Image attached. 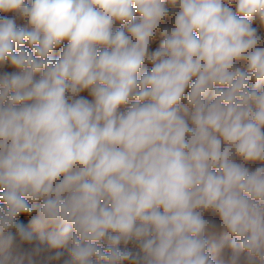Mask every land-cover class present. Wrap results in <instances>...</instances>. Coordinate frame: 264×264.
Returning <instances> with one entry per match:
<instances>
[{
  "label": "clouds",
  "instance_id": "1",
  "mask_svg": "<svg viewBox=\"0 0 264 264\" xmlns=\"http://www.w3.org/2000/svg\"><path fill=\"white\" fill-rule=\"evenodd\" d=\"M254 22L264 0H0V264L60 261L14 252L49 227L63 264H264Z\"/></svg>",
  "mask_w": 264,
  "mask_h": 264
},
{
  "label": "rangeland",
  "instance_id": "2",
  "mask_svg": "<svg viewBox=\"0 0 264 264\" xmlns=\"http://www.w3.org/2000/svg\"><path fill=\"white\" fill-rule=\"evenodd\" d=\"M28 2L31 3V0H28ZM2 15H7V16L11 17L14 14L13 13H2ZM16 23H17L18 26H23L24 25L23 19H21L19 17H17ZM119 26H120L119 24H115L114 25V30L119 28ZM253 27L257 28L258 34L262 37V39H264V28H260L257 22H254ZM158 45H159V39L157 38V40H155L152 43V45H150V51H154L158 47ZM62 48H63V45H61L60 48H57L53 55L55 57H58V55H59L60 51L62 50ZM144 67L150 69L151 65H150V63H148L146 61ZM2 70L14 71V69L7 68V67H5V69H0V71H2ZM82 95L87 96V93L86 92L82 93ZM185 95H187V90H186V94ZM88 98L91 99V97H88ZM183 102H186V101H182V103ZM249 166L254 169L257 165L256 164H251ZM38 211H39V202L34 206V211H33L32 215L33 216L37 215ZM205 217L206 218H210V219H216V220L219 219L217 216H214L211 213H205ZM29 230L33 231L31 228H29ZM41 231L43 232V234L45 236V240H43V241L40 240V235H41L40 231H33V236H34L33 241L30 244L29 243L20 244V247L18 249H14V252H19V251H22L24 249H31V248H34L36 246H40V247L46 249V251L43 252L40 257L37 258L38 261H42L44 257H46L48 255H52L55 252L59 251V252L63 253V256L61 257L60 261L54 262V264H63V260L68 258L67 246L64 247V248H60V249H50V248H48L47 236L53 231V229L49 227V228H45V229H43ZM17 243H19V241H17ZM229 256H230V249L226 248L224 250V253L222 254V257H221L225 261V264H227V259H228Z\"/></svg>",
  "mask_w": 264,
  "mask_h": 264
},
{
  "label": "built area",
  "instance_id": "3",
  "mask_svg": "<svg viewBox=\"0 0 264 264\" xmlns=\"http://www.w3.org/2000/svg\"><path fill=\"white\" fill-rule=\"evenodd\" d=\"M121 247H124V245H121ZM128 247L132 248L134 251L137 250L135 245L130 244L128 245Z\"/></svg>",
  "mask_w": 264,
  "mask_h": 264
},
{
  "label": "trees",
  "instance_id": "4",
  "mask_svg": "<svg viewBox=\"0 0 264 264\" xmlns=\"http://www.w3.org/2000/svg\"><path fill=\"white\" fill-rule=\"evenodd\" d=\"M22 219H23L22 217L21 218H18V220H22ZM10 231H12L14 233L15 232V229L13 228Z\"/></svg>",
  "mask_w": 264,
  "mask_h": 264
}]
</instances>
